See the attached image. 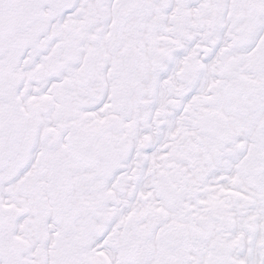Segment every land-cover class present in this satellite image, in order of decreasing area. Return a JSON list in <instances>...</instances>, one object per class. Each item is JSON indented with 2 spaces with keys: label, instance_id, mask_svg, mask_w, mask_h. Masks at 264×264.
Listing matches in <instances>:
<instances>
[{
  "label": "snow or ice",
  "instance_id": "obj_1",
  "mask_svg": "<svg viewBox=\"0 0 264 264\" xmlns=\"http://www.w3.org/2000/svg\"><path fill=\"white\" fill-rule=\"evenodd\" d=\"M0 264H264V0H0Z\"/></svg>",
  "mask_w": 264,
  "mask_h": 264
}]
</instances>
